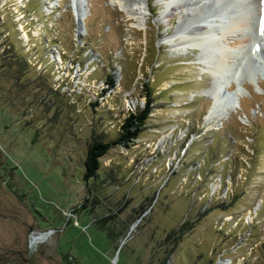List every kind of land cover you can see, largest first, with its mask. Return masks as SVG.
<instances>
[{"label": "rangeland", "instance_id": "rangeland-1", "mask_svg": "<svg viewBox=\"0 0 264 264\" xmlns=\"http://www.w3.org/2000/svg\"><path fill=\"white\" fill-rule=\"evenodd\" d=\"M167 1L139 29L112 0H0V264H264L262 60L228 58L219 93L241 95L212 119L198 50L165 43L184 10L160 16ZM232 15L204 22L236 50ZM144 83V127L84 183L88 144L145 106Z\"/></svg>", "mask_w": 264, "mask_h": 264}, {"label": "bare ground", "instance_id": "bare-ground-1", "mask_svg": "<svg viewBox=\"0 0 264 264\" xmlns=\"http://www.w3.org/2000/svg\"><path fill=\"white\" fill-rule=\"evenodd\" d=\"M112 1L115 7H118L122 13L134 21L133 23L136 25V28H142L145 24V16L148 12L147 0ZM211 1H213V5H211ZM244 1L245 0H168L166 3L162 4L163 10L159 12L160 16L166 17L167 19L168 11L176 8H184L182 13L183 19L179 21L175 33L167 38L165 43L178 53L181 50H198L197 60L204 67H202V71L212 77L211 83L203 91L204 96L212 101L210 113L212 119L219 115L221 103L231 108L234 104L236 105L238 103V97L241 95L239 89H235L228 95H220L219 93L221 83L223 82H221V79H224L223 77L226 76V73L233 71V66L228 58L237 59L234 57H238L239 54L241 57H244L246 54L247 56H254V53L257 57L261 58L258 51L264 54V34L261 33L262 26H264V0H253V3L258 4L260 9H258L259 12L257 10L252 15L249 14L251 16L248 18V22L246 20L243 21L245 12L243 8L240 7ZM231 6L236 7L238 10L236 15L233 12L229 13V8ZM221 12L224 15L233 14L231 23L222 27V38L235 37L239 39L237 37H243L242 34L245 33V44L238 46L236 50L224 47L223 44H221L220 37L211 38L213 35L211 33H214L216 29L213 27L210 28L208 24L204 22V20L210 18H213V20L216 18L218 19L219 13ZM216 50L218 53H216ZM260 60H262V65L264 67V57ZM245 68H248V70L250 69L248 65H246Z\"/></svg>", "mask_w": 264, "mask_h": 264}, {"label": "trees", "instance_id": "trees-1", "mask_svg": "<svg viewBox=\"0 0 264 264\" xmlns=\"http://www.w3.org/2000/svg\"><path fill=\"white\" fill-rule=\"evenodd\" d=\"M18 59L19 60H17L16 62L18 64V68H24L25 71H27V69L24 67L27 65V62L24 63L22 59ZM105 84L107 85V87L109 86L110 89L114 88V80L112 74H108L106 76ZM143 86L145 93V106L128 113V115L124 118L119 126L118 135L112 140L102 141L94 139L88 144L82 160L83 171L81 174V179L84 183L87 184L90 179L96 178L101 167L100 159L112 147H114L115 145H122L127 147V143L130 139L138 137L140 130L144 127L145 122L148 119L149 114L151 113V105L153 103L152 91L149 89L146 83H144ZM48 89L52 90L51 87H48ZM48 97H50V94H48ZM91 105L94 106L95 104ZM185 231V224L182 223L181 227L177 231V234H183L185 233Z\"/></svg>", "mask_w": 264, "mask_h": 264}, {"label": "water", "instance_id": "water-1", "mask_svg": "<svg viewBox=\"0 0 264 264\" xmlns=\"http://www.w3.org/2000/svg\"><path fill=\"white\" fill-rule=\"evenodd\" d=\"M220 14L224 15L222 12H221ZM225 15H226V14H225ZM225 15H224V16H225ZM256 48H257V47H256ZM256 48H255V50H256ZM259 49H260V46H259ZM257 50H258V48H257ZM260 52H261V51H258L259 56H260L261 58L264 57V54H261ZM262 55H263V56H262ZM261 58H260V59H261ZM229 94H231V93H229ZM227 95H228V94H227Z\"/></svg>", "mask_w": 264, "mask_h": 264}, {"label": "snow or ice", "instance_id": "snow-or-ice-1", "mask_svg": "<svg viewBox=\"0 0 264 264\" xmlns=\"http://www.w3.org/2000/svg\"><path fill=\"white\" fill-rule=\"evenodd\" d=\"M261 33L264 34V26H262Z\"/></svg>", "mask_w": 264, "mask_h": 264}]
</instances>
